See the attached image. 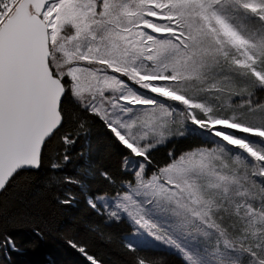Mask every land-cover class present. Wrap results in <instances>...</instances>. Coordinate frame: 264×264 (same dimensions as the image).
I'll use <instances>...</instances> for the list:
<instances>
[{
    "label": "snow or ice",
    "instance_id": "6c2138e0",
    "mask_svg": "<svg viewBox=\"0 0 264 264\" xmlns=\"http://www.w3.org/2000/svg\"><path fill=\"white\" fill-rule=\"evenodd\" d=\"M259 94L264 0H0V193L46 169L58 203L72 205L75 187L105 223L126 222L129 252L264 264ZM97 122L115 171L93 159ZM187 133L202 143L157 159ZM97 177L104 190H93ZM65 243L84 264H105L83 241ZM19 251L0 230V252Z\"/></svg>",
    "mask_w": 264,
    "mask_h": 264
},
{
    "label": "trees",
    "instance_id": "16d2710c",
    "mask_svg": "<svg viewBox=\"0 0 264 264\" xmlns=\"http://www.w3.org/2000/svg\"><path fill=\"white\" fill-rule=\"evenodd\" d=\"M259 95L264 99V94ZM200 143L202 138L199 134H187L171 139L158 149L155 156L163 160L170 150L180 153ZM92 146L95 163L115 171L118 154L99 122L93 126ZM76 148L79 150L80 144ZM73 157L68 165L69 173L78 162L75 152ZM45 174L46 169H41L39 173L22 174L36 179L19 180L16 189L0 193V207L6 210L0 217V230L15 236L21 248L19 252H0V264H84L83 257L65 243L70 238L83 241L91 253L103 258L105 264H130L134 255L156 258L159 264H179L178 258L167 250L153 248L129 252L122 239L131 231L126 222L105 223L89 208L84 194L75 187L72 191L77 199L72 205L58 203L56 196L60 194L59 190L42 184L41 177ZM92 188L94 191L104 190L106 184L97 177L92 181ZM92 227L97 230L91 231ZM36 232L42 233L43 238Z\"/></svg>",
    "mask_w": 264,
    "mask_h": 264
},
{
    "label": "rangeland",
    "instance_id": "374dc122",
    "mask_svg": "<svg viewBox=\"0 0 264 264\" xmlns=\"http://www.w3.org/2000/svg\"><path fill=\"white\" fill-rule=\"evenodd\" d=\"M187 134H196V133H187ZM187 134H185V135H187ZM196 135H198V134H196ZM180 137H183V136H179V135H177V136H175L174 138H172V139H176V138H180ZM156 249H158V250H166V249H164V248H156Z\"/></svg>",
    "mask_w": 264,
    "mask_h": 264
}]
</instances>
